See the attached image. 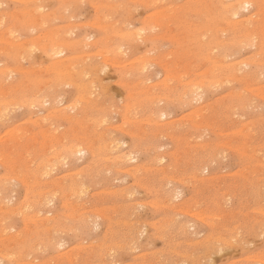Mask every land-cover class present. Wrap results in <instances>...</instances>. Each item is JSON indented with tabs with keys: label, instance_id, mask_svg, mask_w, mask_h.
Segmentation results:
<instances>
[{
	"label": "rangeland",
	"instance_id": "374dc122",
	"mask_svg": "<svg viewBox=\"0 0 264 264\" xmlns=\"http://www.w3.org/2000/svg\"><path fill=\"white\" fill-rule=\"evenodd\" d=\"M61 1L43 0L40 1L41 5H39L40 3L38 2V4L35 0H28V2L26 0H0V15L2 16H0V21H5L3 22L5 24L0 22L1 25L3 24V27L0 26V71L3 69L0 73V92H3V94L0 93V142L3 143H0V186H2L0 188V196L2 197H0V237L3 236L0 238V264H264V33H262L264 32V28H262L264 25V0H256L257 2L251 0L255 2L252 5L253 8L251 6L241 8L238 18L234 17L237 20L235 23H241L239 19L248 18H246V24L244 20L241 25L240 23H233L232 14L228 15V12L224 13L222 9H216L219 7V5L215 6L216 0H71L70 2L66 0V3L64 0V3ZM228 1L237 2V0ZM25 4H28V6ZM71 4L74 5L71 7ZM18 5L23 8L21 9ZM256 6L259 7L258 10ZM15 7H19L21 10L19 8L15 9ZM13 10L22 11V14L16 11L20 14V18L16 12L13 13ZM26 10L38 12L37 14H34L35 12L30 13V17L32 14H34L33 17L35 15L39 16L41 15L40 12L45 15L49 10L50 12L47 16L51 17L50 14H53H51V18L47 17L48 19L45 18L46 15L40 18L35 16L34 30V23L31 20L35 17H26L29 13ZM252 11L258 12L259 15L256 12L251 14ZM23 12L25 13L23 14ZM7 13L11 14H8L10 17H6L8 16ZM57 13H59L60 17L58 15L56 17L55 14ZM219 13L222 16V22L228 19L224 21L226 24L223 26L230 25V28L229 26L223 27L221 21V23L217 22L221 17ZM64 14L65 16H63ZM159 14L163 18L162 20L157 18ZM210 15L213 16L210 17ZM248 15L250 17L254 16L249 19ZM53 16L56 17L55 20ZM62 16L63 18H61ZM206 16L208 17L207 20ZM3 18L5 19L3 20ZM8 18L17 20L14 21L15 24H12L13 27H11L12 25ZM25 18L28 20L30 18L31 22ZM41 18L40 22L42 23L43 21L47 25L42 23L41 27V23L40 25L36 23ZM19 19L22 20L19 21ZM229 19H232V22ZM23 20L24 22H30L29 26H27V22L23 24ZM248 20L253 21L252 23L249 21L251 26L247 22ZM19 22L22 24L18 25ZM150 22L155 25H150ZM230 22L233 24H230ZM248 23L251 30H248L250 29L247 26ZM121 24L122 27L119 26ZM219 24L222 27H219ZM14 25H17L19 29L16 28L17 26L14 27ZM103 25L107 27L105 28ZM207 25L210 27L208 28ZM19 26H22L23 29H20ZM110 26H114L112 30H110ZM145 26L148 28L151 26L150 29L155 27L153 28L154 32L152 33L148 28H145V31L144 29L142 30L141 27ZM188 26L189 29L187 28ZM5 27L7 31H10H4ZM64 27L69 29L66 30ZM206 27L211 30V32L209 31L210 35L205 31ZM215 27L222 29L221 32L219 28L216 30ZM57 28H59V32L61 29L60 34L63 32V38L56 31ZM138 28L141 32L138 31ZM212 29H214V32H218V30L219 32L212 35ZM242 29L243 31H240ZM70 30L74 33H71ZM117 30L121 33H118ZM122 30L129 31L122 32ZM201 30H204L203 33L206 32L205 34L208 35H202ZM231 30L234 32L230 33L232 32ZM259 30L262 31L259 33ZM52 31L58 32V35H54L55 33ZM132 31L133 34L131 33ZM222 31L223 33L225 32L226 38L223 37L225 35ZM3 32L4 34H2ZM10 32H17L14 34L16 37L14 35L9 36ZM134 32L136 36L138 35L136 38H134ZM248 32L250 34L248 35L249 37L246 35ZM51 33L54 34L52 35ZM235 33L238 34L235 35ZM50 34L51 36H57L59 42L62 40L64 42L66 37L68 40H65V42L67 43L74 40V38V41L77 42H69L70 45H73L71 47H68L65 42L56 44L54 42L58 39L52 38ZM110 34L111 39L108 37ZM151 34L154 35L151 36ZM218 34L220 35L218 36ZM230 34L233 36L231 35L230 37ZM252 35H256L255 39L253 38L254 41L251 39ZM3 36H6L8 40L5 41ZM114 36L116 37L114 38ZM220 36L223 38L224 44L221 43L222 40L217 41L221 39ZM236 36L238 38H234ZM245 36L247 38H244ZM10 37L15 38V42L18 44L23 42V45L19 44V46L17 44L19 50L14 48V46L12 47L14 39L11 38L13 39L11 40ZM34 38L37 39L38 44L36 42V44L32 43L31 40ZM38 38L43 39L42 43L40 41L41 44ZM155 38L156 40H154ZM121 39L125 40H123L124 44ZM178 39L180 42H177ZM185 39L187 41H184ZM200 39L201 43L197 42ZM209 39L213 41L210 42L212 44L211 47L208 45L210 44ZM225 39H227V42ZM241 39H244V41L249 40L251 44L248 42L247 47V43H244ZM48 40H51L54 46L58 45V47L56 46L58 50L59 47L61 50L63 46L64 52L52 56L50 52L51 43H47ZM101 40L102 44L100 43ZM115 40L119 44H116ZM260 41L263 42L261 43L263 45L259 43ZM26 42L28 45H32L29 47ZM252 42H257L259 46L258 44L252 45ZM120 43L123 45L121 46ZM125 43H128V45ZM225 43L226 45L227 43L234 44L233 46L231 45L232 47H239L240 45H237V43L243 45H241L242 48L240 49L237 47L230 50V44L226 46ZM6 44H8V48L6 46L5 49L4 46ZM105 44L109 46V49L112 47H118V49L114 48V52L112 48L111 51ZM181 44L183 48L180 46ZM196 44L199 45L196 46ZM201 44L203 45L202 48L199 47ZM205 44H207L206 48ZM44 45L49 47L48 51L44 50ZM75 45L78 48L80 47L79 50H77L78 48ZM218 45L220 49L216 47ZM244 45L246 46L244 47ZM255 45L256 47H254ZM17 46L15 45V47ZM22 46H24V49H22ZM119 46H121L122 53ZM179 46L185 55L180 48H177ZM213 46L216 48L215 50ZM223 46L225 50L222 48ZM31 47H33L32 49L35 48V51ZM11 48L13 52L17 49V54L19 55L16 52L13 53L12 50H7ZM105 48L107 51L109 50V56L104 51ZM4 49L7 53H5ZM226 49L229 50L230 57ZM217 50H220L221 56L224 54L222 56L225 61L224 64ZM9 51L11 52L9 53ZM26 51L29 53H25ZM45 51L47 52L45 53ZM213 52L218 53L217 57L219 59L217 57L216 59H221L220 63L215 60L213 56L215 53ZM232 52H236L234 53L235 55ZM256 52L259 56L256 55ZM76 53L81 56L78 58ZM205 55L209 57L206 56L207 58H204ZM18 56H22L21 58L23 59L18 58ZM29 56L30 58H28ZM67 56L68 58L75 56L77 58L68 59ZM225 56L226 58L228 57L226 59L228 62L232 60L231 64L226 62ZM81 57L84 60L83 58L80 60ZM211 57L214 59H209ZM60 58H63V61L67 58V61L65 60L64 63H61ZM252 58L255 62H252ZM243 59L246 60L247 67L243 63ZM248 59L252 61H248ZM233 60H237V66L240 65H238L240 62L244 65L241 64L237 68ZM58 61H60L59 65L63 66L66 71L56 63ZM74 61L75 65H69L74 63ZM66 62L70 63L67 65ZM76 62L80 65H77ZM206 62H209L210 66ZM215 62L218 63H216L218 69L225 66L219 70L222 71L223 69L222 73L227 74V76L223 74V77H220L222 73H218ZM85 63L92 66V72L90 71L89 73L90 69L87 67L91 66L87 64L85 66ZM54 64H57V67ZM68 66L71 72L76 70V73H71ZM77 66L81 67V72L77 71L79 70L76 68ZM8 67L10 68L8 69ZM53 67L54 69L50 71ZM226 67H229V69H226ZM73 68L74 70L72 71ZM82 68L83 70L86 69V71L84 70L86 73L81 70ZM236 68L239 71L236 70L237 72H235ZM211 69L214 73H211L213 72ZM224 70L227 71L224 72ZM6 71H10V73ZM67 71L71 75L69 73L68 75L67 73L64 74ZM227 72L232 73L233 76L231 74L230 76ZM96 73H98L99 77ZM237 73L246 77L241 76V78ZM248 73H250L249 79L247 78L249 76ZM72 74L76 75H74V79L78 76L79 81L76 80L78 82H72L75 81ZM78 74L82 75L79 76ZM86 74L88 76H85ZM215 74H217L216 77H214ZM235 74L238 78L235 77ZM197 75L199 78H197ZM21 76L23 77L22 80L20 79ZM84 76L90 79L93 78L91 80L96 81L91 88L89 84L93 81L89 78L86 80ZM254 76H256L255 79ZM218 77L219 79L221 78V81L224 78L226 80L229 79L231 83L225 80V82L220 81L221 84L220 82L217 83ZM213 78H216L214 79L215 81H213ZM186 79L190 82L189 84ZM204 79L206 83L201 81ZM22 81L24 85H18ZM61 81L64 82V85H61L62 87L58 89L57 85L63 83ZM80 81L81 85H79ZM208 83L209 87L214 85L216 88L213 86L211 88L208 87L206 90L205 85L208 86ZM85 85L89 86L86 87ZM180 85L182 86L181 88ZM199 85L203 87L200 86V88ZM14 86L17 89L21 88L19 86H23V89L21 88L18 91L16 88L14 89ZM83 86L86 89H83ZM190 86L193 87L191 88ZM145 87L148 88L145 90ZM149 87L152 89L156 87L155 90H152L154 95H151L152 92H150L151 88ZM184 87L189 89L185 91ZM195 88H197L195 90L197 92L199 89V92L202 90L201 94L203 97L200 96L199 92L194 91ZM181 89L186 93L184 94ZM42 90H44V93ZM175 90L178 92L176 93ZM188 90L196 93L198 98L194 99L197 96L193 92L191 94H194V96H192ZM241 90L243 94H240ZM11 92L15 94H11ZM36 92L38 96L35 95ZM46 93L49 94L47 95ZM81 93H83L82 96H84L85 100H83L82 96H79ZM10 94L12 97L11 101L9 100ZM24 94L25 96H23ZM44 94L47 96L45 97ZM237 95H246L244 98L247 102H243V96L239 97ZM22 96L27 100L22 99ZM248 96L252 101L247 98ZM185 97L188 99H185ZM235 97L237 99L240 98L239 101L242 102L239 103ZM6 98L9 103L4 104L8 101ZM43 98L45 99L43 100ZM46 98L48 99L46 100ZM14 99H17V101ZM30 99H32L31 102L34 103V106ZM19 100L23 101L24 104ZM235 100L238 102H235ZM3 101L5 102L3 103ZM249 101L250 104L248 103ZM73 102L77 104L75 103V105ZM233 102L235 106L239 107L237 108L238 111L237 109L232 110V106L234 109ZM27 103H30L29 105L31 106H28ZM247 103L252 105L248 107ZM149 104L153 109L148 107ZM204 104L205 106L203 107ZM12 106L13 108H11ZM154 106L158 107H155V109ZM7 107L10 108L8 111H6ZM197 107H199V110ZM54 108L58 110L55 111ZM201 108L202 110H200ZM242 108L243 110L241 111ZM194 109L198 112V115ZM230 109L233 113H231ZM244 109L248 111L245 113ZM5 112H7V115ZM54 112L55 115L53 114ZM190 113L192 114L190 115L191 117L188 115ZM61 116L65 118L63 119ZM3 117L4 119L7 118L4 120L2 119ZM42 119L46 121H42ZM165 123L168 124L166 125ZM164 124L166 127L170 124L171 127L169 126L168 129ZM189 129H192V132ZM175 130H178V133L174 132ZM185 130L188 131L186 132ZM184 133L188 135L185 137ZM192 133L198 135H192ZM11 134H13V137L16 136V138H13ZM8 135L9 140H7ZM116 138L118 139V144L114 143ZM109 141L111 143L113 141L112 145H110ZM71 146H77L76 148H83L84 150L71 153ZM110 146L118 149L114 151L115 148H112L111 150ZM129 154L130 156H128ZM213 154H215V157H213ZM56 155L60 156V159L62 157H65V159L62 161ZM117 156H121L122 159ZM55 158L59 160L57 159V161ZM64 160L66 161L65 163H63ZM120 166L121 168H119ZM138 166L140 168L139 171ZM79 190L81 191L79 192ZM174 190L176 191L174 192ZM68 191L69 194H67ZM167 192L170 193L167 194ZM45 193L46 195H44ZM177 193L179 194L178 196L176 195ZM62 198L63 200H61ZM16 204L21 206H16ZM209 239L210 241L215 240L212 243ZM217 240L220 241L217 242ZM215 247L216 249L214 250ZM194 259L195 261H193Z\"/></svg>",
	"mask_w": 264,
	"mask_h": 264
},
{
	"label": "bare ground",
	"instance_id": "6f19581e",
	"mask_svg": "<svg viewBox=\"0 0 264 264\" xmlns=\"http://www.w3.org/2000/svg\"><path fill=\"white\" fill-rule=\"evenodd\" d=\"M20 1H22V0H20ZM23 1H24V0H23ZM26 1L28 2V0H26ZM36 1H37V3H38V2L40 3V1H43V0H40V1L35 0V2H36ZM64 1H65V3H66V0H64ZM67 1H68V0H67ZM70 1H71V0H69V2H70ZM213 1H214V0H213ZM233 1H234V0H233ZM235 1H236V0H235ZM239 1H240V0H237V2H232V1H228V2H227V0H226V1H225V0H216L217 3L215 4V6H216V5H219L220 8L217 7L216 9H222V11H223L224 13H227V12H228V15H229V14H232V15H233V18H234V17H237V16L239 15L241 8H248V7H250V6H251V8H253L252 5H253V3H255V2H252L251 0H241L242 2H241V1L239 2ZM253 1H254V0H253ZM255 1H256V0H255ZM33 2H34V1H33ZM46 2H47V1H46ZM61 2H63V0H62ZM109 2H110V1H109ZM256 2H257V1H256ZM259 2H260V1H259ZM39 3H38V4H39ZM59 3H60V2H59ZM63 3H64V2H63ZM67 3H68V2H67ZM73 3H74V2H73ZM213 3H214V2H213ZM22 4H23V3H22ZM33 4H36V3H33ZM53 4H54V3H53ZM1 5H2V4H1ZM25 5H26V4H25ZM31 5H32V2H31ZM39 5H41V3H40ZM72 5H74V4H71V7H72ZM94 5H95V4H94ZM114 5H115V4H114ZM14 6H15V5H14ZM18 6H19V5H18ZM26 6H28V4H27ZM35 6H36V5H35ZM58 6H60V5H58ZM258 6H260V5H258ZM19 7H21V9L23 8L21 5H20ZM19 7H17V8H19ZM39 7H40V6H39ZM65 7H66V6H65ZM71 7H70V8H71ZM212 7H214V6H212ZM13 8H14V7H13ZM17 8L15 7V9H17ZM27 8H28V7H27ZM34 8H36V7H34ZM37 8H38V7H37ZM46 8H47V7H46ZM70 8H67V9H70ZM258 8H259V7L256 6V9H257V10H258ZM19 9H20V8H19ZM21 9H20V10H21ZM29 9H30V8H29ZM38 9H39V8H38ZM40 9H42V8L40 7ZM40 9H39V10H40ZM262 9H263V8H262ZM7 10H8V9H7ZM30 10H31V9H30ZM34 10H35V9H34ZM57 10H58V9H57ZM214 10H215V9H214ZM247 10H248V9H247ZM254 10H255V9H254ZM257 10H256V11H257ZM8 11H9V10H8ZM16 11H17V10H16ZM16 11L13 10V13L16 12ZM24 11H25V10H24ZM31 11H32V10H31ZM37 11H38V10H37ZM61 11H62V9H61ZM90 11H91V10H90ZM210 11H211V10H210ZM242 11H243V10H242ZM256 11H252L251 14H253V12H254V14H255ZM260 11H261V10H260ZM260 11H259V12H260ZM5 12H7V11H5ZM17 12L22 14V11L19 12V10H18ZM17 12H16V13H17ZM26 12L28 13L29 11L26 10ZM33 12H35L34 14H37V13H38V12L36 13V11H33ZM33 12H29V13H28V16H26V14H27V13H26L25 16H26V17H30L29 14H30V13H33ZM49 12H50V10L48 11V13H49ZM114 12H115V10H114ZM212 12H213V11H212ZM216 12H217V10H216ZM1 13H2V12H1ZM10 13H11V12H10ZM16 13H15V14H16ZM18 13H17V15H18V17H19L20 14H18ZM24 13H25V12H23V14H24ZM42 13H43V12H42ZM42 13L40 12L41 15H39V16L35 15V16H36L37 18H38V17L40 18V17H42V16L44 17L45 15H46L45 18L48 17V16H47V15H48L47 12H46L47 14L45 13V15H44V13H43V15H42ZM54 13H56V12L54 11ZM109 13H110V12H109ZM109 13H108V14H109ZM129 13H130V12H129ZM209 13H210V12H209ZM256 13H258V12H256ZM3 14H4V13H3ZM5 14H6V13H5ZM8 14H9V13H7V15H8ZM34 14H32V16H31L30 18H32ZM51 14H53V13H51ZM51 14H50V16L52 17ZM58 14H59V13L55 14L56 17H57ZM108 14H107V15H108ZM216 14L218 15V12H217ZM219 14H220V13H219ZM222 14H223V13H222ZM251 14H249V15H251ZM9 15H11V14H9ZM9 15L6 16V17H10ZM30 15H31V14H30ZM61 15H62V14H61ZM74 15H75V14H74ZM110 15H111V14H110ZM156 15H157V14H156ZM156 15H155V16H156ZM164 15H166V13H164ZM206 15H207V14H206ZM249 15H248V16H249ZM258 15H259V13H258ZM0 16H1V15H0ZM14 16H15V15H14ZM35 16H34V17H35ZM63 16H65V14H64ZM63 16H62L61 18H63ZM175 16H176V15H175ZM212 16H213V15H212ZM212 16L210 15V17H212ZM220 16H221V14H220ZM240 16H241V15H240ZM253 16H254V15H253ZM253 16H252V17H253ZM1 17H2V16H1ZM16 17H17V16H16ZM18 17H17V19H18ZM34 17H33V18H34ZM36 17H35L33 20H31L30 18H29V20H28L27 18H25L26 20H28V21L31 20V21L34 23V26H33V27H34V30H35V21H34V20L36 19ZM51 17H48V18H51ZM56 17L53 16L54 20H55ZM58 17H60V16L58 15ZM218 17H219V16H218ZM252 17L249 16V19H251ZM261 17H262V16H261ZM19 18H20V17H19ZM22 18H24V17H22ZM45 18H44V19H45ZM48 18H47V19H48ZM107 18H108V17H107ZM157 18H159V19L161 18V17H160V14H159V16H158ZM202 18H203V17H202ZM207 18H208V17L206 16V20H207ZM221 18H222V16L219 18V19H220L219 21L217 20V22H220V21H221ZM226 18H227V17H226ZM231 18H232V16H231ZM237 18H238V17H237ZM246 18H247V17H246ZM246 18H244L243 20H242V19H239V20H241V23L245 20V24H246V20L248 19V18H247V19H246ZM254 18L256 19V17H254ZM254 18H253V19H254ZM258 18H259V16H258ZM4 19H5V18H3V20H4ZM8 19L10 20V18H8ZM13 19H14V18H13ZM25 19H24V20H25ZM159 19H156V20H159ZM162 19H163V18H161V20H162ZM204 19H205V18H204ZM212 19H214V18H212ZM217 19H218V18H217ZM223 19H225V18H223ZM223 19H222V20H223ZM253 19H252V20H253ZM21 20H22V19H19V21H21ZM24 20H23V24H25V22H27V21L24 22ZM37 20H39V19H37ZM41 20H42V18L39 20V22L37 21L36 23H39V25H40V23H41L40 21H41ZM167 20H168V19H167ZM225 20H226V19H225ZM225 20H224V21H225ZM227 20H228V19H227ZM227 20H226V21H227ZM229 20H230V19H229ZM256 20H257V19H256ZM258 20H259V19H258ZM14 21H17V20H10L11 25H12V24H15ZM31 21H30V22H31ZM224 21H223V22H224ZM230 21L232 22V19H231ZM235 21H237V20H235V18H234V19H233V23H235ZM249 21H250V20H248L247 22H249ZM0 22H1V21H0ZM3 22H5V21H2L1 23H3ZM12 22H13V23H12ZM30 22H29V23L27 22V26H29L28 24H30ZM50 22H51V21H50ZM53 22H54V21H53ZM103 22H104V21H103ZM141 22H142V21H141ZM155 22H157V21H155ZM158 22H161V21L159 20ZM158 22H157V23H158ZM214 22H215V21H214ZM221 22H222V21H221ZM221 22H220V23H221ZM223 22L221 23L222 26H223L224 24H226V22H224V23H223ZM231 22H230V24H233V23H231ZM250 22H251V21H250ZM250 22H249V23H250ZM252 22H253V21H252ZM252 22H251V23H252ZM259 22H261V21H259ZM263 22H264V21H263ZM1 23H0V26L3 27V24H5V23H3L2 25H1ZM6 23H7V22H6ZM10 23H8V24H10ZM20 23H21V22H19L18 25H20ZM42 23H43V21H42ZM42 23H41V27H42ZM107 23H109V22H107ZM150 23H151V22H150ZM228 23H229V21H228ZM228 23H227V24H228ZM238 23H240V22H236L235 24H238ZM241 23H240V25H241ZM243 23H244V22H243ZM249 23L247 24V26L249 25ZM251 23H250V26H251ZM8 24H6V25L9 27ZM21 24H22V23H21ZM43 24H44V23H43ZM50 24H51V23H50ZM79 24H80V23H79ZM83 24H85V23L83 22ZM111 24H112V23H111ZM115 24H116V23H115ZM129 24H130V23H129ZM136 24H137V23H136ZM145 24H146V22H145ZM148 24H149V23H148ZM160 24H161V26H163L162 23H160ZM261 24H262V22H261ZM6 25H4V26H6ZM32 25H33V24H32ZM44 25H47V24H44ZM93 25H94V24H93ZM95 25H96V24H95ZM109 25H110V24H109ZM112 25H113V24H112ZM141 25H142V24H141ZM150 25L154 26L155 24L153 25V24L151 23ZM258 25H259V23H258ZM7 26H6V27H7ZM16 26H17V25H16ZM16 26L14 25V27H16ZM36 26H38V24H36ZM103 26H105V28L107 27L106 25H103ZM119 26L122 27V24L119 25ZM119 26H118V27H119ZM124 26H125V24H124ZM142 26H143V25H142ZM207 26H208V28L210 27L209 25H207ZM222 26H220V24H219V27H222ZM228 26H229V28H230V25H228ZM228 26H226V27H228ZM250 26H248V27H250ZM6 27H5V30H4V31H7V28H8V27H7V28H6ZM11 27H13V25H12ZM11 27H10V28H11ZM19 27H20V29H21V28L23 29L22 26H19ZM110 27H111L110 30H112V27H114V26H110ZM110 27H109V28H110ZM121 27H120V29H121ZM129 27H130V26H129ZM137 27H138V26H137ZM156 27H157V26H156ZM158 27H159V26H158ZM204 27H205V26H204ZM204 27H203V28H204ZM219 27H215L216 30H217V28H219ZM223 27H225V26H223ZM226 27H225V28H226ZM233 27H234V26H233ZM243 27H244V26H243ZM243 27H242V28H243ZM245 27H246V26H245ZM16 28H18V26H17ZM30 28H31V27H30ZM64 28H66V27H64ZM72 28H73V27H72ZM105 28H104V29H105ZM115 28H117V27H115ZM145 28H148V27H147V26H145V27H141V29H142V30L144 29V31H145ZM150 28H151V26H150ZM150 28H148V29H150ZM153 28H155V27H153ZM153 28L150 29V30L152 31V33L154 32ZM187 28L189 29V26H188ZM211 28H212V27H211ZM231 28H232V25H231ZM258 28H259V27H258ZM262 28H264V25H263ZM0 29H1V27H0ZM11 29H13V28H11ZM14 29H15V28H14ZM18 29H19V28H18ZM27 29H28V27H27ZM58 29H59V28H57L56 31L59 32ZM62 29H63V28H62ZM67 29H69V28H66V30H67ZM107 29H108V28H107ZM123 29H124V28H123ZM127 29H128V28H127ZM200 29H202V28H200ZM200 29H199V30H200ZM223 29H224V28H223ZM252 29H253V28H252ZM259 29H261V28H259ZM24 30H25V29H24ZM30 30H31V29H30ZM108 30H109V29H108ZM108 30H107V31H108ZM124 30H125V29H124ZM167 30H168V29H167ZM219 30H220V28H219ZM219 30H218V32H219ZM221 30H222V29H221ZM221 30H220V32H221ZM225 30H227V29H225ZM225 30H224V31H225ZM233 30H234V28H233ZM233 30H231L232 32H230V31H229V32H230V33H233V32H234ZM248 30H251V27H250V29H248ZM248 30H247V31H248ZM9 31H10V30H8L7 32H9ZM12 31H13V30H12ZM18 31H19V30H18ZM18 31H17V32H18ZM20 31H21V30H20ZM54 31H55V30H54ZM54 31H52V32H54ZM62 31H63V30H62ZM70 31H71V33H74L72 30H70ZM74 31H75V30H74ZM102 31H104V30L102 29ZM115 31H116V30H115ZM127 31H129V30H127ZM127 31H123V30H122V32H127ZM138 31H140L139 28H138ZM195 31H197V30H195ZM203 31H204V30H201L202 33H203ZM205 31H207V33L210 35V33H209V31L211 32L210 29L208 30L207 27H206V30H205ZM227 31H228V30H227ZM240 31H243V29L240 30ZM261 31H262V30H259V33H260ZM14 32H15V31H14ZM17 32H16V33H17ZM50 32H51V31H50ZM50 32H49V33H50ZM58 32H57V33H58ZM60 32H61V29H60ZM60 32H59L58 34H60ZM64 32H65V30H64ZM105 32H106V31H105ZM105 32H104V33H105ZM109 32H110V31H109ZM117 32H118V30H117ZM140 32H141V31H140ZM140 32H138V33H140ZM147 32H148V31H147ZM218 32H217V31L214 32V29H212V35H214L215 33H218ZM229 32H227V33L229 34ZM237 32L239 33V31H237ZM245 32H246V31H245ZM245 32H243V33L245 34ZM252 32H253V30H252ZM254 32H256V31H254ZM12 33H13V32H12ZM12 33L10 32L8 35H9V36H13L14 34H16V33H13V34H12ZM27 33H28V32H27ZM27 33H26V34H27ZM49 33H48V34H49ZM54 33H55V32H54ZM54 33H51V34L53 35ZM57 33H55L54 35H58ZM62 33H63V32H62ZM62 33L60 34L61 36H62ZM110 33H111V32H110ZM114 33H115V32H114ZM118 33H121V32H118ZM131 33L133 34V31H132ZM131 33H130V34H131ZM136 33H137V31H136ZM205 33H206V32H204L202 35H206ZM213 33H214V34H213ZM222 33H223V31H222ZM224 33H225V32H224ZM224 33H223V34H224ZM238 33H235V35L238 34ZM259 33H258V34H259ZM262 33H264V32H262ZM0 34H1V33H0ZM2 34H4V32H3ZM10 34H12V35H10ZM28 34H29V33H28ZM38 34H39V33H38ZM51 34H50V36H51ZM132 34H131V35H132ZM187 34H188V32H187ZM190 34H191V33H190ZM197 34H198V33H197ZM208 34H207V35H208ZM240 34H241V33H240ZM244 34H242V35H244ZM68 35H69V33H68ZM93 35H94V34H93ZM106 35H107V34H106ZM124 35H125V33H124ZM134 35H135V32H134ZM141 35H142V34H141ZM141 35H140V36H141ZM152 35H154V34H151V36H152ZM188 35H189V34H188ZM207 35H206V36H207ZM212 35H211V36H212ZM219 35H220V34H218V36H219ZM224 35H225V36H223V37L226 38V34H224ZM231 35H232V34H230V37H231ZM246 35H247V36L250 35L249 32H248V34H246ZM6 36H7V35H6ZM6 36H3V37H5V41L8 40V38L6 39ZM14 36L16 37V35H14ZM20 36H21V35H20ZM35 36H36V35H35ZM39 36H40V35H39ZM46 36H48V35H46ZM46 36H45V38H46ZM50 36H49V37H50ZM65 36H66V35H65ZM65 36H64V37H65ZM137 36H138V35H137ZM137 36L135 35L134 38H136ZM156 36H157V35H156ZM191 36H192V35H191ZM211 36H210V39H211ZM221 36H222V35H221ZM221 36H220V37H221ZM227 36H228V35H227ZM232 36H233V35H232ZM240 36H241V35H240ZM247 36H245L244 38H247ZM51 37H52V38L54 37V39L56 38V40L58 39L57 36H56V37H55V36H51ZM87 37H88V36H87ZM108 37L110 38V37H111V34H110V36H108ZM108 37H107V38H108ZM112 37H113V36H112ZM115 37H116V36H114V38H115ZM118 37H119V36H118ZM118 37H117V38H118ZM124 37H125V36H124ZM124 37H123V38H124ZM146 37H147V35H146ZM204 37H205V36H204ZM216 37H217V36H216ZM230 37H228V38H230ZM241 37H242V36H241ZM248 37H249V36H248ZM255 37H256V35H255V36L252 35V38H251V39H253V38L255 39ZM257 37H258V36H257ZM11 38H13V37H10V39H11ZM30 38H31V37H30ZM35 38H36V37H35ZM35 38L33 39L34 41L31 40L32 43L34 42L33 44H36V43H37V39H35ZM52 38H51V39H52ZM62 38H63V36H62ZM62 38H61V39H62ZM82 38H83V37H82ZM88 38H89V37H88ZM117 38H116V39H117ZM147 38H148V37H147ZM190 38H191V37H190ZM190 38H189V39H190ZM193 38H194V37H193ZM198 38H199V37H198ZM200 38H201V36H200ZM206 38H207V37H206ZM228 38H227V39H228ZM234 38H238V36H236V37H234ZM1 39H3V38H1ZM13 39H14V40H13ZM13 39H11V40H13L12 42L15 44V43H16V42H15V38H13ZM22 39H24V38H22ZM38 39H39V38H38ZM64 39H65V38H64ZM69 39H70V38H69ZM91 39H93V38H91ZM100 39H102V38L100 37ZM110 39H111V38H110ZM110 39H108V40H110ZM124 39H125V38H124ZM124 39H123V40H124ZM129 39H131V38L129 37ZM129 39H128V40H129ZM138 39L140 40V38H138ZM138 39H137V40H138ZM172 39H173V38H172ZM189 39H188V40H189ZM195 39H196V38H195ZM201 39H202V38H201ZM201 39H200L199 41H197V42L201 43V42H200ZM210 39H209V43H210V42H213V41H210ZM222 39H223V38L221 37V39H218V40L216 39V40L219 41V40H222ZM227 39H225L226 42H227ZM239 39H240V38H239ZM254 39H253V41H254ZM11 40H10V41H11ZM45 40H46V39H45ZM45 40H44V41H45ZM65 40H68L67 37H66ZM65 40H64V42H65ZM74 40H75V38H74ZM74 40H72L73 42H72V41H71V42H72V43L77 42V41H74ZM121 40H122V39H121ZM123 40H122V42H123ZM134 40H136V39H134ZM154 40H156V38H155ZM175 40H176V39H175ZM175 40H174V41H175ZM234 40H235V39H234ZM234 40H233V41H234ZM241 40H242V39H241ZM261 40H262V39H261ZM10 41H9V42H10ZM19 41H20V40H19ZM40 41H41V43H42L43 39L40 38V39H39V43H40ZM52 41H53V39H52ZM57 41H58V43H57ZM57 41L54 42V43H56V44H60V43L63 42V40L59 42V39H58ZM124 41H125V40H124ZM184 41H187V40L185 39ZM189 41H190V40H189ZM189 41H188V43L191 44V42H189ZM192 41H193V40H192ZM202 41H204V40H202ZM206 41H207V39H206ZM214 41H215V40H214ZM230 41H231V40H230ZM242 41H244V39H243ZM245 41H246V42H245ZM245 41H244V43H247V47H248V42H249V40H245ZM256 41H257V40H256ZM35 42H36V43H35ZM46 42H47V41H46ZM49 42L51 43V40H48L47 43H49ZM64 42H63V43H64ZM69 42H70V41H68V43L65 42V44L67 43V44H68V47L73 46V45H70ZM71 42H70V43H71ZM87 42H88V41H87ZM97 42H98V41H97ZM103 42H104V40H103ZM106 42H107V41H106ZM115 42H116V44L118 43L117 40H115ZM115 42H114V44H115ZM126 42H127V41H126ZM131 42H132V40H131ZM139 42H140V41H139ZM177 42H180L179 39L177 40ZM197 42H196V43H197ZM223 42H224V41L222 40L221 43H223ZM250 42H251V41H250ZM250 42H249V44H251ZM5 43H6V42H5ZM5 43H4V44H5ZM21 43H22V44H21ZM26 43H27V42H26ZM26 43H24V44H26ZM41 43H40V44H41ZM44 43H45V42H44ZM47 43H46V45L49 46V44H47ZM52 43H53V42H52ZM52 43L50 44V48H51V51H50V52L52 53V56H56V55H59V54H61V53L64 52L63 50H65V49H64V48L62 49L63 46L61 47V50H60V47H59V50H58V48H57L58 45H56V46H57V47H56V46H54V44H52ZM83 43H84V42H83ZM93 43H95V42H93ZM100 43L102 44V40H101ZM100 43H99V44H100ZM107 43H108V42H107ZM134 43H135V42H134ZM136 43H137V42H136ZM157 43H158V42H157ZM181 43H182V41H181ZM186 43H187V42H186ZM205 43H206V42H205ZM214 43H215V42H214ZM219 43H220V42H219ZM233 43H235V42H233ZM240 43H241V41H240ZM242 43H243V42H242ZM259 43L261 44V43H263V42L260 41ZM8 44H9V43H8ZM8 44H6V45L4 46V48H5ZM10 44H11V42H10ZM10 44H9V46H10ZM14 44L12 45V47L14 46V48H17V49H18V46H17L18 43L15 44L17 47H15ZM19 44H20V45H23V42H20ZM19 44H18V45H19ZM37 44H38V43H37ZM67 44H66V45H67ZM118 44H119V43H118ZM123 44H124V42H123ZM123 44H122V45H123ZM125 44L128 45V43H125ZM129 44H130V43H129ZM179 44H180V43H179ZM223 44H224V43H223ZM228 44H230V43H227V45H228ZM253 44H258V43H257V42H256V43H255V42H254V43L252 42V45H253ZM263 44H264V43H263ZM263 44H261V45H263ZM20 45H19V46H20ZM27 45H28V43H27ZM31 45H32V44H31ZM31 45L29 44L28 46L30 47ZM46 45H44V46H45V49H44V50H47V51H48V48H49V47H46ZM52 45H53V46H52ZM76 45H77V43H76ZM76 45H75V47H77ZM120 45H121V43H120ZM122 45H121V46H122ZM135 45H136V44H135ZM135 45H134V46H135ZM194 45H195V43H194ZM198 45H199V44H196V46H198ZM203 45H204V43H203ZM203 45L201 44V46H199V47L202 48ZM208 45H209L210 47L212 46L211 43L208 44ZM219 45H222V44H219ZM219 45L216 46V47L219 48V47H220ZM225 45H226V43H225ZM227 45H226V46H227ZM231 45H232V43L230 44V46H231ZM233 45H234V44H233ZM233 45H232V46H233ZM237 45H240V46L238 47V46H236V44H235L236 47H232V46H231V47H229L230 50H231L232 48H237V47L240 49V48H242L241 45H243V44H238V43H237ZM261 45H260V47H262ZM24 46H26V45H24ZM24 46H22V49H24V48H23ZM28 46H27V47H28ZM44 46H43V48H44ZM60 46H61V45H60ZM84 46H85V45H84ZM91 46H92V45H91ZM101 46H103V45H101ZM105 46H108V45L105 44ZM111 46H112V45H111ZM113 46H114V45H113ZM121 46H119V48H120ZM124 46H125V45H124ZM129 46H130V45H129ZM131 46H132V45H131ZM180 46H182V48H183V45H182V44H181ZM180 46L177 47V48H180V49L182 50V48H181ZM186 46H187V44H186ZM192 46H193V45H192ZM206 46H207V44H205V48H206ZM209 46H208V47H209ZM214 46H215V45H214ZM214 46H213V47H214ZM226 46H225V48H226ZM228 46H229V45H228ZM245 46H246V45H244V47H245ZM258 46H259V44H258ZM10 47H11V46H10ZM33 47H34V46H33ZM33 47H31V49H32ZM55 47H56V48H55ZM68 47H67V48H68ZM75 47H73V48L76 49ZM194 47H195V46H194ZM213 47H212V48H213ZM250 47H251V46H250ZM250 47H249V48H250ZM252 47H253V46H252ZM254 47H256V45H255ZM6 48H8V46H7ZM6 48H5V49H6ZM19 48H20V47H19ZM41 48H42V47H41ZM41 48H40V49H41ZM43 48H42V49H43ZM46 48H47V49H46ZM67 48H66V49H67ZM77 48H78V47H77ZM79 48H80V47H79ZM79 48H78L77 50H79ZM84 48H85V47H84ZM87 48H89V46H87ZM106 48H107V47H106ZM106 48L104 49V51L107 53V56H109V55H108V52H109V50H111L113 47L109 49V46H108V49H109L108 51L106 50ZM114 48H115V47H114ZM114 48H113V50H114V52H115V49L117 50L118 47L115 48V49H114ZM184 48H185V47H184ZM192 48H193V47H192ZM196 48H197V47H196ZM222 48L224 49V46H223ZM222 48H221V50H222ZM227 48H228V47H227ZM263 48H264V46H263ZM5 49H4V50H5ZM17 49H16V51H14V52H16V54H17ZM20 49H21V48H20ZM22 49H21V50H22ZM34 49H35V48H34ZM34 49H32V50H34ZM70 49H72V48H70ZM74 49H72V50H74ZM97 49H98V48H97ZM198 49L200 50V48H198ZM208 49H209V48H208ZM215 49H216V48L214 47V50H215ZM219 49H220V48H219ZM257 49H259V48H257ZM4 50H3V51H4ZM7 50H12V52H13V49H12V48H11V49H7ZM18 50H19V49H18ZM21 50H20V51H21ZM27 50H29V49L27 48ZM32 50H31V52H32ZM68 50H69V49H68ZM77 50H76V51H77ZM121 50H122V49L120 48V52L122 53ZM123 50H124V49H123ZM187 50L189 51V49H187ZM191 50H192V49H191ZM195 50H196V49H195ZM201 50H202V49H201ZM214 50H213V51H214ZM224 50H225V49H224ZM226 50H227V49H226ZM254 50H255V49H254ZM260 50H262V49H260ZM3 51H1V52H3ZM24 51H25V50H24ZM24 51H23V52H24ZM29 51H30V50H29ZM34 51H35V50H34ZM47 51H45V53H46ZM70 51H71V50H70ZM74 51H75V50H74ZM98 51H99V50H98ZM98 51H97V52H98ZM111 51H112V50H111ZM147 51H148V50H147ZM182 51H183V50H182ZM196 51H197V50H196ZM196 51H195V52H196ZM203 51H204V50H203ZM203 51H201V52L203 53ZM206 51H207V50H206ZM217 51L219 52L220 50H217ZM10 52H11V51H9V53H10ZM14 52H13V53H14ZM21 52H22V51H21ZM21 52H20V55H21ZM43 52H44V51H43ZM97 52H96V53H97ZM116 52H119V51H116ZM123 52H124V51H123ZM176 52H177V51H176ZM198 52H199V51H198ZM209 52H210V51H209ZM221 52L223 53V51H221ZM226 52H228V55H229V50H227ZM230 52H231V51H230ZM257 52H259V51H257ZM257 52H256V53H257ZM261 52H263V51H261ZM5 53H7L6 50H5ZM5 53H4V54H5ZM9 53H8V54H9ZM18 53H19V52H18ZM25 53H29V52L26 51ZM33 53H34V52H33ZM35 53H36V52H35ZM67 53H68V51H67ZM81 53H82V52H81ZM90 53H91V52H90ZM124 53H125V52H124ZM182 53H184V51H183ZM187 53H188V52H187ZM187 53H186V56H187ZM213 53H215V52H213ZM234 53H236V52H232V54H234ZM256 53H254V54H256ZM22 54H23V53H22ZM37 54H38V53H37ZM76 54H77V53H76ZM82 54H84V53H82ZM85 54H86V53H85ZM92 54H93V53H92ZM92 54H90V55H92ZM118 54H119V53H118ZM179 54H180V53H179ZM195 54H197V53H195ZM204 54H205V51H204ZM210 54H212V53H210ZM210 54H208V55H210ZM216 54H217V55H216ZM17 55H19V54H17ZM17 55H16V56H17ZM23 55H24V54H23ZM31 55H32V54H31ZM50 55H51V54H50ZM72 55H73V54H72ZM77 55H78V54H77ZM121 55H123V54H121ZM184 55H185V53H184ZM189 55H190V53H189ZM189 55H188V56H189ZM197 55H199V54H197ZM208 55H205L204 58H207L206 56H208ZM215 55H216V56H215ZM215 55H213L214 58H215V60H218V59H219V57H217V56H218V53H215ZM225 55H226V54H225ZM234 55H235V54H234ZM252 55H253V54H252ZM252 55H251V57H252ZM256 55L259 56L258 53H257ZM6 56H7V55H6ZM9 56H10V55H9ZM12 56H13V54H12ZM12 56H11V58H12ZM27 56H28V54H27ZM70 56H71V55H70ZM80 56H81V55H80ZM80 56L78 55V58H79ZM85 56H86V55H85ZM88 56H89V55H88ZM181 56H182V55H181ZM199 56H200V55H199ZM210 56H211V55H210ZM219 56H220L221 59H222V56H224V54L221 56V55H220V52H219ZM226 56H227V55H226ZM226 56H225V60L228 58V57L226 58ZM263 56H264V55H263ZM263 56H262V58H263ZM4 57H5V55H4ZM7 57H8V56H7ZM21 57H22V56H21ZM21 57L18 56V58H21ZM23 57H24V56H23ZM50 57H51V56H50ZM75 57H76V56H75ZM75 57H73V58H75ZM208 57H209V56H208ZM216 57H217L218 59H216ZM229 57H230V55H229ZM14 58H15V55H14ZM28 58H30V56H29ZM31 58H32V57H31ZM67 58H68V56H67ZM67 58H65L64 61H65ZM73 58H68V59H73ZM76 58H77V57H76ZM82 58H83V57H81L80 60H82ZM101 58H102V57H101ZM212 58H213V57H211V58H209V59H212ZM214 58H213V59H214ZM234 58H235V57H234ZM248 58H250V57H248ZM21 59H23V58H21ZM26 59H27V58H26ZM62 59H63V58H62ZM62 59L60 58V61H61V63H64V61H63ZM221 59L218 60L217 62H219V61L221 62ZM223 59H224V58H223ZM223 59H222V60H223ZM245 59L247 60V58H245ZM245 59H243V60H244L243 63H245V66H246V60H245ZM250 59H251V58H250ZM250 59H248V61H252V60H253L252 62H255L253 58H252V60H250ZM263 59H264V58H263ZM56 60H57V59H56ZM78 60H79V59H78ZM83 60H84V58H83ZM85 60H86V58H85ZM87 60H88V58H87ZM97 60H98V59H97ZM100 60H101V59H100ZM102 60H103V59H102ZM130 60H131V59H130ZM243 60H242V61H243ZM14 61H15V60H14ZM60 61H58V62H56V63L59 65ZM62 61H63V62H62ZM66 61H67V60H66ZM206 61H207V60H206ZM231 61H232V60H230V61H229L230 63H229L228 60H226V62H228L229 64H231ZM233 61H235V64H236V61H237V60H233ZM239 61H240V60H239ZM257 61H258V59H257ZM257 61H256V62H257ZM20 62H21V60H20ZM72 62H73V61H72ZM99 62H100V61H99ZM107 62H108V61H107ZM128 62H129V61H128ZM217 62H215V66H216V68H217V65H216ZM220 62H219V63H220ZM224 62H225V61L223 60L222 63L224 64ZM258 62H259V61H258ZM30 63H31V62H30ZM66 63H67V62H66ZM68 63H70V62H68ZM68 63H67V65H68ZM80 63H81V61H80ZM83 63H84V62H83ZM92 63H93V62H92ZM206 63L208 64L209 62H206ZM212 63H213V61H212ZM222 63H221V64H222ZM243 63H242V62L238 63V65L240 64L239 66H237V64H236L237 68H239V67L241 66V64H243ZM259 63H260V62H259ZM262 63H263V61H262ZM262 63H261V64H262ZM16 64H17V63H16ZM57 64H54V65L56 66ZM73 64L75 65V61H74V63H72V64L70 63L69 65H73ZM76 64H77V65H80V64L77 63V62H76ZM86 64H87V63H85V66H87V65H88V66H91V65H89V64H87V65H86ZM93 64H94V63H93ZM213 64H214V63H213ZM217 64H218V63H217ZM221 64H220V66H221ZM229 64H228V65H229ZM235 64H234V65H235ZM256 64H258V63H256ZM261 64H259V65H261ZM0 65H1V64H0ZM20 65H21V63H20ZM20 65H19V66H20ZM31 65H32V64H31ZM33 65H35V64H33ZM65 65H66V64H65ZM114 65H115V64H114ZM118 65H119V64H118ZM168 65H169V64H168ZM243 65H244V64H243ZM11 66H12V65H11ZM48 66H49V65H48ZM55 66H54V67H55ZM59 66H60V65H59ZM83 66H84V65H83ZM85 66H84V67H85ZM93 66H94V65H93ZM143 66H145V65H143ZM209 66H210V63H209ZM213 66H214V65H213ZM226 66H227V65H226ZM231 66H232V65H231ZM261 66H262V65H261ZM12 67H13V66H12ZM14 67H15V66H14ZM54 67L51 68L50 71H52V69H54ZM56 67H57V66H56ZM56 67H55V70H56ZM60 67H61V66H60ZM71 67H73V66H71ZM95 67H96V66H95ZM95 67H94V69H95ZM99 67H100V66H99ZM99 67H98V68H99ZM106 67H107V66H106ZM140 67H141V66H140ZM211 67H212V65H211ZM211 67H209V68H211ZM218 67H219V66H218ZM223 67H225V66H223ZM223 67H221V68H223ZM246 67H247V66H246ZM262 67H263V66H262ZM6 68H7V67H6ZM6 68L4 69V72H5ZM9 68H10V67H8V69H9ZM61 68L63 69V66H62ZM61 68H58V69H61ZM68 68H69V70H70V72H71V69H70L69 66H68ZM68 68H67V69H68ZM76 68L79 69V70H77V71L81 72V71H80V68H81L80 66H79V67L77 66ZM76 68H75V69H76ZM87 68L90 69V70H89V73H90V71L92 72V70H93V69L91 70L92 66H91V67H87ZM98 68H97V69H98ZM212 68H213V70H214V67H212ZM216 68H215V69H216ZM221 68H219V69H221ZM227 68L229 69V67H226V69H227ZM232 68H233V67H232ZM232 68H231V70H232ZM234 68H235V66H234ZM237 68L235 69V72H237V71H236V70H238ZM13 69H14V68H13ZM23 69H24V68H23ZM48 69H49V68H48ZM178 69H179V68H178ZM217 69H218V68H217ZM217 69H216V70H217ZM219 69H218L217 71H218V73L220 72V74H221L222 71H223V69H222V71H220ZM240 69H241V68H240ZM2 70H3V69H2ZM2 70H1V71H2ZM16 70H19V69H16ZM26 70H27V69H26ZM63 70H65V69H63ZM73 70H74V68L72 69V71H73ZM81 70H83V68H82ZM84 70L86 71V69H84ZM84 70H83V71H84ZM143 70H144V69H143ZM211 70H212V69H211ZM213 70H212V71H213ZM231 70H230V71H231ZM1 71H0V73H1ZM20 71H22V70H20ZM23 71H24V70H23ZM65 71H66V70H65ZM75 71H76V70H75ZM75 71H73V72H71V73H74ZM83 71H82V72H83ZM85 71H84V72H85ZM95 71H96V69H95ZM136 71H137V70H136ZM225 71H227V70H224V72H225ZM232 71H233V70H232ZM238 71H239V70H238ZM257 71H258V70H257ZM263 71H264V70H263ZM6 72H7V73H8V72L10 73V71H6ZM24 72H26V71H24ZM24 72H23V73H24ZM53 72H54V71H53ZM139 72H140V71H139ZM193 72H194V70H193ZM193 72H192V73H193ZM209 72H210V71H209ZM215 72H216V71H215ZM253 72H254V71H253ZM50 73H51V72H50ZM66 73H67V75H68L69 72H68V71H67V72H64V74H66ZM75 73H76V72H75ZM85 73H86V72H85ZM87 73H88V72H87ZM102 73H103V72H102ZM102 73H101V76H102ZM106 73H107V72H106ZM211 73H214V71L211 72ZM227 73H228L229 75H230V74L232 75V73H229V72H227ZM233 73H234V71H233ZM243 73H244V72H243ZM259 73H260V72H259ZM4 74H5V73H4ZM24 74H25V73H24ZM69 74H70V73H69ZM92 74H94V73H92ZM97 74H98V73H96V75H97ZM220 74H219V75H220ZM223 74H224V73L221 74V75H222V76H220L221 78L223 77ZM248 74H249V76H247V78L250 77V73H248ZM257 74H258V72H257ZM260 74H261V73H260ZM262 74H263V73H262ZM0 75H1V74H0ZM2 75H3V74H2ZM5 75H6V74H5ZM5 75H4V76H5ZM27 75H28V74H27ZM27 75H26V76H27ZM53 75H54V73H53ZM70 75H71V74H70ZM74 75H75V74H72V76H74ZM78 75L80 76V75H82V74H78ZM83 75H84V73H83ZM89 75H90V74H89ZM140 75H141V74H140ZM213 75H214V74H213ZM219 75H218V76H219ZM224 75L227 76V74H224ZM231 75H230V76H231ZM237 75H238L239 77L244 76L243 74L240 76L238 73H237ZM245 75H247V74L245 73ZM9 76H10V75H9ZM22 76H23V75H22ZM22 76H21V78H20L21 80H22V78H23ZM75 76H76V75H75ZM75 76L73 77V79L75 78ZM85 76H88V74H86ZM85 76H84V77H85ZM92 76H93V75H92ZM92 76H91V77H92ZM94 76H95V75H94ZM97 76H98V75H97ZM103 76H104V75H103ZM137 76H138V75H137ZM190 76H191V75H190ZM197 76H198V75H197ZM197 76H195V77H197ZM216 76H217V74H215L214 77H216ZM232 76H233V75H232ZM251 76H252V74H251ZM258 76H259V75H258ZM59 77H60V76H59ZM65 77H67V76H65ZM65 77H64V78H65ZM98 77H99V76H98ZM192 77H194V76H192ZM228 77H229V76H228ZM235 77H236V74H235ZM244 77H246V76H244ZM252 77H253V76H252ZM252 77H251V78H252ZM255 77H256V76H254V79H255ZM4 78H5V77H4ZM81 78H82V76H81ZM85 78H86V77H85ZM88 78H89V77H87L86 80H87ZM145 78L147 79V77H145ZM188 78H189V77H188ZM197 78H199V76H198ZM202 78H203V77H202ZM205 78H206V77H205ZM207 78H208V77H207ZM211 78H212V77H211ZM221 78L219 79V77H218L219 80H218L217 83H219V82L221 81ZM236 78H238V77H236ZM241 78H242V77H241ZM251 78H250V79H251ZM259 78H260V76H259ZM89 79H90V78H89ZM91 79H93V78H91ZM91 79H90V80H91ZM138 79H139V78H138ZM143 79H144V77H143ZM190 79H191V78H190ZM214 79H216V78H213V81H215ZM227 79H228V78H227ZM243 79H244V78H243ZM248 79H249V78H248ZM17 80H18V79H17ZM17 80H16V82L20 81V80H18V81H17ZM53 80L55 81V79H53ZM53 80H52V82H53ZM63 80H65V79H63ZM69 80L71 81V79H69ZM74 80H75V81H72V82H75V83L78 82V81H79V80H78V76H77V78L74 79ZM76 80H78V81H76ZM82 80H83V78H82ZM95 80H96V79H95ZM141 80H142V79H141ZM144 80H145V79H144ZM147 80H149V79H147ZM188 80H189V79H188ZM195 80H197V79L195 78ZM209 80H210V77H209ZM224 80L229 82V79L226 80L225 78L222 79L221 82H225ZM235 80H236V79H235ZM235 80H234V81H235ZM244 80H245V79H244ZM2 81H4V80H2ZM32 81H33V80H32ZM50 81H51V80H50ZM65 81H66V80H65ZM67 81H68V80H67ZM70 81H69V82H70ZM91 81H93L91 84H89L90 82L88 83V84L90 85V88H91V86L93 85V83L96 82V81H94V80H91ZM102 81H103V80H102ZM180 81H183V80H180ZM186 81H187V79H186ZM192 81H193V80H192ZM197 81H198V80H197ZM201 81H202V82H203V81L205 82V79H204V80H201ZM234 81H233V82H234ZM236 81L238 82V80H236ZM240 81H241V80H240ZM240 81H239V82H240ZM250 81H251V80H250ZM254 81H255V80H254ZM20 82H21V81H20ZM27 82H28V81H27ZM27 82H26V83H27ZM55 82H56V81H55ZM61 82H63V81H61ZM69 82H68V83H69ZM85 82H87V81H85ZM97 82H98V81H97ZM145 82H146V80H145ZM187 82H188V81H187ZM193 82H194V81H193ZM193 82H192V83H193ZM207 82H208V81H207ZM221 82H220V84H221ZM248 82H249V81H248ZM22 83H23V81H22ZM22 83H21V84L19 83L18 85H24V83H23V84H22ZM32 83H33V82H32ZM34 83H35V82H34ZM37 83H38V82H37ZM39 83H40V82H39ZM49 83H50V82H49ZM58 83H59V82H58ZM58 83H57V84H58ZM189 83H190V82H188V84H189ZM192 83H191V84H192ZM205 83H206V82H205ZM209 83H211V82H209ZM209 83H208V86L204 84L206 90H207V88L209 87ZM229 83H231V82H229ZM240 83H242V82H240ZM245 83H246V81H245ZM14 84H15V83H14ZM50 84H51V83H50ZM70 84H71V83H70ZM70 84H69V85H70ZM78 84H79V83H78ZM85 84H86V83H85ZM146 84H147V83H146ZM166 84H167V83H166ZM166 84H165V85H166ZM214 84H215V83H214ZM242 84H243V83H242ZM32 85H34V84H32ZM35 85H36V84H35ZM35 85H34V86H35ZM59 85H60V86H59ZM61 85H64V82H63L62 84H58V85H57V88L59 89V87H62ZM66 85H67V84H66ZM71 85H72V84H71ZM74 85H75V84H74ZM79 85H81V81H80V84H79ZM89 85H87V86L85 85V86L88 87ZM182 85L184 86V84H182ZM196 85H197V83H196ZM217 85H219V84H217ZM244 85H245V84H244ZM25 86H26V84H25ZM38 86H39V85H38ZM72 86H73V85H72ZM154 86H155V85H154ZM158 86H159V84H158ZM169 86H170V85H169ZM169 86H167V88H168ZM188 86H189V85H188ZM188 86H186V87H188ZM200 86H201V85H199V87H200ZM206 86H207V87H206ZM213 86H214V85H213ZM213 86H211V87H213ZM221 86H222V85H221ZM19 87L22 88L23 86H19ZM19 87H18V88H19ZM27 87H28V86H27ZM51 87H52V86H51ZM73 87H75V86H73ZM80 87H81V86H80ZM93 87H94V86H93ZM163 87H164V86H163ZM181 87H182V86L180 85V88H181ZM190 87H191V86H190ZM192 87H193V86H192ZM192 87H191V88H192ZM194 87H196V86L194 85ZM201 87H203V86H201ZM201 87H200V88H201ZM211 87H209V88H211ZM214 87L216 88V86H214ZM218 87L220 88V86H218ZM15 88L17 89V87L14 86V89H15ZM21 88H20V89H21ZM36 88H37V87H36ZM48 88H49V86H48ZM75 88H76V87H75ZM84 88H85V87L83 86V89H84ZM90 88H89V89H90ZM147 88H148V87H147ZM147 88L145 87V90H146ZM149 88H151V87H149ZM178 88H179V87H178ZM178 88H176V90H178ZM20 89H17V90L19 91ZM22 89H23V88H22ZM32 89H33V88H32ZM37 89H38V88H37ZM85 89H86V88H85ZM92 89H93V88H92ZM155 89H156V87H155ZM155 89H152V88L150 89V90H151L150 92H152L151 95H154V94H153L154 91H152V90H155ZM160 89H161V86H160ZM168 89H170V88H168ZM184 89H185V87H184ZM187 89H189V88H187ZM187 89H185V91H186ZM196 89H197V88H195L194 91H195ZM212 89H214V88H212ZM212 89H211V90H212ZM24 90H25V89H24ZM80 90H81V89H80ZM163 90L166 91L165 88H163ZM176 90H175V92H176ZM181 90L183 91L184 94L186 93L183 89H181ZM181 90H180V91H181ZM192 90H193V89H192ZM192 90H191V91H192ZM199 90H200V89H199ZM199 90H198V92H199ZM239 90H240V89H239ZM35 91H36V89H35ZM43 91H44V90H42V92H43ZM148 91H149V90H148ZM170 91H171V90H170ZM172 91H174V90H172ZM178 91H179V90H178ZM178 91H177V92H178ZM208 91H209V90H208ZM232 91H233V90H232ZM7 92H9V91H7ZM7 92H6V93H7ZM88 92H90V91H88ZM142 92H143V91H142ZM159 92H160V91H159ZM163 92H164V91H163ZM177 92H176V93H177ZM188 92H189V90H188ZM188 92H187V93H188ZM192 92H193V91H192ZM192 92H189V93L191 94ZM195 92H197V91H195ZM198 92H197V93H198ZM239 92H240V91H239ZM242 92H243V91L241 90L240 94H243ZM0 93L3 94V92H0ZM12 93L15 94L14 92H11V94H12ZM23 93H24V91H23ZM43 93H44V92H43ZM52 93H54V91H52ZM146 93H148V92H146ZM156 93H157V92H156ZM156 93H155V94H156ZM179 93H180V92H179ZM183 93H181V94H183ZM193 93H194V92H193ZM199 93L201 94V93H202V90H201V92H199ZM203 93H204V92H203ZM235 93H236V92H235ZM237 93H238V92H237ZM244 93H245V92H244ZM4 94H5V92H4ZM11 94H10V98H9V100L12 98V97H11ZM28 94H29V93H28ZM28 94H26V95H28ZM46 94H47V93H46ZM46 94H44L45 97H46L49 93H48L47 95H46ZM55 94H56V93H55ZM82 94H83V93H81V95L79 94V96H82ZM84 94H85V93H84ZM162 94H163V93H162ZM164 94H165V92H164ZM168 94H169V91H168ZM194 94H195V96H197L196 93H194ZM194 94H193V95L191 94V95L194 96ZM200 94H198V95H200ZM238 94H239V93H238ZM8 95H9V94H8ZM20 95H21V94H20ZM30 95H31V94H30ZM35 95H37V92H36ZM41 95H42V94H41ZM51 95H52V94H51ZM76 95H77V94H76ZM76 95H75V96H76ZM169 95H170V94H169ZM169 95H168V96H169ZM173 95H174V94H173ZM177 95H178V94H177ZM246 95H247V94H246ZM246 95H245V96H246ZM6 96H7V95H6ZM14 96H15V95H14ZM23 96H25V94H24ZM23 96H22V97H23ZM37 96H38V95H37ZM42 96H43V95H42ZM75 96H74V97H75ZM86 96H87V95H86ZM91 96H92V95H91ZM156 96L158 97V95H156ZM159 96H160V95H159ZM181 96L184 97L183 95H181ZM186 96H188V95H186ZM192 96H191V97H192ZM200 96L203 97L202 94H201ZM237 96H239V95H237ZM242 96H243V97H242ZM245 96H244V95H240L239 97H242V99L244 100L243 102L246 103L247 101H245V98H244ZM2 97H3V96H2ZM2 97H1V98H2ZM8 97H9V96H8ZM8 97H7V98H8ZM17 97H18V95H17ZM28 97H29V96H28ZM33 97L35 98V96H33ZM39 97H41V96H39ZM39 97H38V98H39ZM76 97H77V96H76ZM82 97H83V100H85V99H84V96H82ZM82 97H78V98H82ZM88 97H89V95H88ZM232 97H233V95L231 94V98H232ZM7 98H6V100H8ZM14 98H16V97H14ZM20 98H21V97H20ZM30 98H32V97L30 96ZM158 98H160V97H158ZM158 98H157V99H158ZM161 98H162V97H161ZM169 98H170V97H169ZM189 98H190V95H189ZM196 98H198V96L195 97L194 99H196ZM199 98H200V97H199ZM247 98H250V97L248 96ZM247 98H246V99H247ZM18 99H19V98H18ZM22 99L25 100V97H23ZM22 99H21V100H22ZM32 99H33V98H32ZM32 99H30V102H31ZM35 99H36V98H35ZM35 99H34V100H35ZM44 99H45V98H43V100H44ZM47 99H48V98H46V100H47ZM88 99H89V98H88ZM182 99L184 100V98H182ZM185 99H188V98L185 97ZM232 99H233V98H232ZM235 99H237V98L235 97ZM239 99H240V98H238L237 100L239 101ZM250 99H251V98H250ZM1 100H2V99H1ZM9 100L6 101V102L3 101V103L5 102L4 104H7V102L9 103ZM14 100H15V99H14ZM14 100H13V101H14ZM21 100H19V101L23 103V101H21ZM26 100H27V99H26ZM26 100H25V101H26ZM43 100H42V101H43ZM53 100H54V99H53ZM74 100H76V99H74ZM80 100H81V99H80ZM86 100H87V99H86ZM89 100H90V99H89ZM159 100H160V99H159ZM173 100H174V99H173ZM173 100H172V101H173ZM189 100H190V99H189ZM237 100H235V102H238ZM248 100H249V99H248ZM10 101H11V100H10ZM13 101H12V102H13ZM15 101H17V99H16ZM25 101H24V102H25ZM28 101H29V100H28ZM42 101H41V103H43ZM48 101H49V100H48ZM51 101H52V98H51ZM169 101H170V100H169ZM185 101H186V100H185ZM231 101H232V100H231ZM231 101H229V102H231ZM251 101H252V99H251ZM45 102H46V101H45ZM45 102H44V103H45ZM54 102H55V101H54ZM141 102H142V101H141ZM152 102H153V101H152ZM157 102H158V100H157ZM179 102H182V101H179ZM187 102H188V100H187ZM187 102H186V103H187ZM229 102H228V104L230 105ZM240 102H242V101H239V103H240ZM0 103H1V101H0ZM31 103H33V102H31ZM39 103H40V102H39ZM75 103H76V102H75ZM75 103L73 102V104H75ZM85 103H86V101H85ZM155 103H156V101H155ZM233 103H234V102H233ZM233 103H231V104H233ZM239 103H238V104H239ZM248 103L250 104V101H249ZM248 103H247V105H249ZM251 103H252V102H251ZM10 104H11V103H10ZM16 104H18V103H16ZM23 104H24V103H23ZM27 104H28V103H27ZM29 104H30V103H29ZM29 104H28V106H31V105H29ZM35 104H36V103H35ZM54 104H55V103H54ZM76 104H77V103H76ZM76 104H75V105H76ZM228 104H227V105H228ZM243 104H244V103H243ZM243 104H242V105H243ZM19 105H20V103H19ZM21 105H22V104H21ZM32 105L34 106V103H33ZM36 105H38V104H36ZM50 105H52V104L50 103ZM78 105H79V104H78ZM227 105H226V107H227ZM229 105H228V106H229ZM233 105H234V109H233V106H232V110H235V109L239 108V107L235 106V103H234ZM242 105H241V106H242ZM244 105H245V104H244ZM247 105H246V107H247ZM251 105H252V104H251ZM251 105H249L248 107H250ZM0 106H1V105H0ZM10 106H11V105H10ZM13 106H14V105H13ZM13 106H12L11 108H13ZM22 106H23V105H22ZM52 106H53V105H52ZM194 106H195V105H194ZM204 106H205V104L203 105V107H204ZM16 107H17V106H16ZM148 107H150V104H149ZM155 107H156V106H154V108H155ZM157 107H158V106H157ZM157 107H156V108H157ZM161 107H162V106H161ZM203 107H202V108H203ZM235 107H236V108H235ZM5 108H6V107H5ZM23 108H24V107H23ZM150 108H152V107H150ZM156 108H155V109H156ZM202 108H201L200 110H202ZM229 108H231V107L229 106ZM229 108H227V109H229ZM9 109H10V108L7 107V110H6V111H8ZM28 109H29V108H28ZM32 109H33V108H32ZM51 109H53V108L51 107ZM55 109H56V108H54V110H55ZM130 109H131V108H130ZM152 109H153V108H152ZM197 109L199 110V107H197ZM204 109H205V108H204ZM245 109H246V108H245ZM245 109H244V110H245ZM57 110H58V109H57ZM57 110H55V111H57ZM194 110H195V109H194ZM230 110H231V109H230ZM230 110H229V111H230ZM232 110H231V113H233ZM242 110H243V108L241 109V111H242ZM1 111L4 112V110H2V109H1ZM13 111H14V109H13ZM43 111H45V110H43ZM153 111H155V110H153ZM158 111H159V110H158ZM158 111H157V112H158ZM237 111H238V109H237ZM246 111H248V110H245V113H246ZM39 112H40V111H39ZM174 112H175V111H174ZM193 112H194V111H193ZM1 113H2V112H1ZM5 113H6V115H7V112H5ZM63 113H64V112H63ZM154 113H155V112H154ZM195 113L198 115V112H196V110H195ZM195 113H194V114H195ZM202 113H203V112H202ZM2 114H4V113H2ZM2 114H1V115H2ZM53 114L55 115V112H54ZM65 114H66V113H65ZM70 114H71V113H70ZM155 114H157V113H155ZM243 114H244V113H243ZM56 115H57V114H56ZM188 115L190 116V115H192V114L190 113V114H188ZM197 115H196V116H197ZM29 116H30V115H29ZM29 116H28V117H29ZM52 116H53V115H52ZM194 116H195V115H194ZM61 117H62V116H61ZM61 117H60V118H61ZM67 117H68V116H67ZM72 117H73V116H72ZM79 117H80V116H79ZM79 117H78V118H79ZM190 117H191V116H190ZM190 117H189V118H190ZM0 118H1V116H0ZM6 118H7V117H6ZM6 118H5V119H6ZM62 118H63V117H62ZM64 118H65V117H64ZM64 118H63V119H64ZM78 118H77V119H78ZM171 118H172V117H171ZM183 118H184V117H183ZM186 118H188V117H186ZM2 119H4V117H3ZM5 119H4V120H5ZM29 119H30V118H29ZM68 119H70V118H68ZM0 120H1V119H0ZM43 120H44V119H42V121H43ZM48 120H49V119H48ZM65 120H66V119H65ZM73 120H74V119H73ZM127 120H128V119H127ZM155 120H156V119H155ZM155 120H154V124H155ZM188 120H189V119H188ZM40 121H41V120H40ZM44 121H46V120H44ZM71 121H72V120H71ZM149 121H150V120H149ZM157 121H158V120H157ZM181 121H182V120H181ZM190 121H191V120H190ZM68 122H70V121H68ZM73 122H74V121H73ZM175 122H176V121H175ZM183 122H184V121H183ZM193 122H194V121H193ZM193 122H192V124H193ZM70 123H71V122H70ZM157 123H160V122H157ZM168 123H170V122H168ZM168 123H165V124L167 125ZM179 123H180V121H179ZM181 123H182V122H181ZM188 123H189V121H188ZM165 124H164V125H165ZM173 124H174V123H173ZM182 124H183V123H182ZM160 125H161V124H160ZM166 125H165V127H166ZM171 125H172V123H171ZM178 125H180V124H178ZM183 125L186 126L185 124H183ZM162 126H163V125H162ZM169 126H170V124H169ZM169 126H167L168 129H169ZM174 126H175V124H174ZM7 127H8V126H7ZM167 127H166V128H167ZM170 127H171V126H170ZM177 127H178V126H177ZM195 127H196V126H195ZM179 128H180V126H179ZM245 128H246V127H245ZM19 129H20V128H19ZM175 129H177V128H175ZM178 130H179V129H178ZM178 130H175L174 132L178 133ZM189 130H190V132H192V131H191L192 129H189ZM194 130H196V129L194 128ZM194 130H193V131H194ZM7 131H8V130H7ZM12 131H13V130H12ZM12 131H10V132L12 133ZM180 131H181V129H180ZM185 131H186V130H185ZM187 131H188V130H187ZM187 131H186V132H187ZM10 132H9V133H10ZM182 132H183V131H182ZM194 132H195V131H194ZM6 133H7V132H6ZM180 133H181V132H180ZM197 133H198V132H197ZM193 134L198 135V134H196V133H192V135H193ZM11 135H12V137H13V134H11ZM11 135H10V137H11ZM15 135H16V134H15ZM146 135H147V134H146ZM184 135H185V133H184ZM187 135H188V134H186L185 137H186ZM200 135H201V134H200ZM5 136H7V135H5ZM18 136H19V134H18ZM191 137H192V136H191ZM201 137H202V136H201ZM13 138H16V136L13 137ZM11 139H12V138H11ZM61 139H62V138H61ZM0 140H1V139H0ZM7 140H9V135H8V139H7ZM14 140H15V139H14ZM78 140H79V139H78ZM80 140H81V139H80ZM17 141H19V140L17 139ZM75 141H76V140H75ZM113 141H114V140H113ZM113 141H112V143H113ZM117 141H118V139L116 138V141H114V143H117ZM119 141H120V140H119ZM229 141H230V140H229ZM109 142H110V141H109ZM0 143H1V142H0ZM71 143H73V142H71ZM71 143H70V145H71ZM110 143H111V142H110ZM112 143H111L110 145H112ZM120 143H121V141H120ZM229 143H230V142H229ZM1 144H3V143H1ZM83 144H84V143H83ZM88 144H89V143H88ZM117 144H118V143H117ZM70 145H69V146H70ZM118 146H119V145H118ZM76 147H77V146H76ZM76 147H75V146H71V150H70V152H71V153H76V152H82V151L84 150L83 148H79V149H78V148H76ZM84 147H86V146H84ZM135 147H136V146H135ZM67 148H68V147H67ZM110 148H111V146H110ZM110 148H109V150H110ZM112 148H115V150L113 149L114 151H116V149H118L117 147H112ZM112 148H111V150H112ZM63 149H64V148H63ZM65 149H66V148H65ZM89 149H90V148H89ZM94 150H95V149H94ZM67 151H68V150H67ZM86 151H88V150H86ZM130 151H131V150H130ZM84 152H85V151H84ZM92 152H93V151H92ZM92 152H91V153H92ZM94 152H96V151H94ZM131 152H132V151H131ZM133 152H134V151H133ZM113 153H114V152H113ZM119 153H120V152H119ZM135 153H136V152H135ZM59 154H61V153H59ZM59 154H58V155H59ZM84 154H85V153H84ZM87 154H88V153H87ZM95 154H96V153H95ZM130 154H131V153H130ZM130 154H129L128 156H130ZM133 154H134V153H133ZM92 155H93V153H92ZM134 155H135V154H134ZM136 155H137V154H136ZM162 155H163V154H162ZM213 155H214L213 157H215V154H213ZM253 155H254V154H253ZM93 156H94V155H93ZM126 156H127V155H126ZM126 156H125V157H126ZM216 156H217V155H216ZM0 157H1V156H0ZM56 157H59V159H60V156H57V155H56ZM94 157H95V156H94ZM117 157H118V156H117ZM122 157H123V156H122ZM134 157H135V156H134ZM118 158H121V156H119ZM210 158H211V157H210ZM55 159L57 160L58 158H55ZM59 159H58V160H59ZM63 159H65V157H64V158L62 157V159H60V160L63 161ZM121 159H122V158H121ZM121 159H120V160H121ZM132 159H133V157H132ZM211 159H212V158H211ZM211 159H209V160H211ZM56 160H55V161H56ZM58 160H57V161H58ZM2 161H3V160H2ZM67 161H68V160H67ZM131 161H132V160H131ZM133 161H135V160H133ZM206 161H207V160H206ZM48 162H49V161H48ZM65 162H66V161L64 160L63 163H65ZM125 162H126V161H125V159H124V163H125ZM51 163H52V162H51ZM116 163H117V162H116ZM206 163H207V162H206ZM55 164H56V163H55ZM60 164H62V163H60ZM119 164H120V163H119ZM114 165H115V164H114ZM123 165H124V164H123ZM203 166H204V165H203ZM206 166H207V164H206ZM122 167H123V166H122ZM49 168H50V167H49ZM119 168H121V166H120ZM119 168H118V171H119ZM124 168H125V167H124ZM136 168H137V167H136ZM204 168H205V166H204ZM54 169H55V168H54ZM101 169H102V168H101ZM101 169H100V170H101ZM105 169H106V168H105ZM105 169H104V170H105ZM108 169H109V168H108ZM127 169H128V168H127ZM127 169H126V170H127ZM116 170H117V168H116ZM139 170H140V168H139V166H138V171H139ZM129 171H130V170H129ZM129 171H128V172H129ZM43 172H44V171H43ZM43 172H41V173H43ZM94 172H96V171H94ZM104 172H105V171H104ZM125 172H126V171H125ZM51 173H52V172H51ZM99 173H100V172H99ZM102 173H103V171H102ZM132 173H133V172H132ZM134 173H135V171H134ZM48 174H50V172H48ZM104 174H105V173H104ZM130 174H131V173H130ZM44 175H45V174H44ZM103 176H104V175H103ZM195 176H196V175H195ZM53 177H55V176H53ZM50 178H51V177H50ZM56 178H57V177H56ZM58 178H59V177H58ZM60 178H61V177H60ZM91 179H92V178H91ZM103 179H104V178H103ZM176 179H177V178H176ZM14 181H15V180H14ZM58 181H59V180H58ZM56 182H57V181H56ZM56 182H54V184H56ZM82 183H83V182H82ZM63 184H64V180H63ZM58 185H60V184H58ZM82 185H83V184H82ZM82 185H81V186H82ZM56 186H57V185H56ZM1 187H2V186H0V188H1ZM85 187H86V186H85ZM68 188H69V187H68ZM71 188H72V187H71ZM83 188H84V186H83ZM83 188H82V189H83ZM248 188H249V187H248ZM3 189H4V188H3ZM79 189H80V188H79ZM1 190H2V189H1ZM77 190H78V189H77ZM83 190H84V189H83ZM86 190H87V189H86ZM86 190H85V191H86ZM2 191H3V190H2ZM4 191H5V189H4ZM80 191H81V190H79V192H80ZM101 191H102V190H101ZM175 191H176V190H174V192H175ZM73 192H74V190H73ZM75 192H76V190H75ZM79 192H78V194H79ZM172 192H173V191H172ZM178 192H179V191H178ZM0 193H1V192H0ZM29 193H30V192H29ZM55 193H56V192H55ZM168 193H170V192H167V194H168ZM67 194H69V191H68ZM75 194H76V193H75ZM172 194H174V193H172ZM181 194H182V193H181ZM44 195H46V193H45ZM176 195L178 196L179 194L177 193ZM182 195H183V194H182ZM2 196H3V195H2ZM47 196H48V194H47ZM50 196H51V195H50ZM54 196H55V195H54ZM66 196H67V195H66ZM171 196H172V195H171ZM0 197H1V196H0ZM67 197H68V196H67ZM79 197H80V196H79ZM79 197H77V198H79ZM1 198H2V197H1ZM43 198H44V197H43ZM81 198H82V196H81ZM45 199H46V196H45ZM54 199H55V197H54ZM43 200H44V199H43ZM49 200H51V199H49ZM61 200H63V198H62ZM39 201H40V199H39ZM66 201H67V200H66ZM52 202H53V201H52ZM20 203H21V202H20ZM48 203H49V202H48ZM63 204L65 205V203H63ZM18 205H19V204H18ZM18 205L16 204V206H18ZM19 206H21V205H19ZM24 206H25V204H24ZM26 206H27V205H26ZM45 206H46V205H45ZM22 207H23V206H22ZM27 207H28V206H27ZM1 208H2V207H1ZM5 208H6V207H5ZM12 209H14V208H12ZM16 209H17V208H16ZM22 209H23V208H22ZM1 210H2V209H1ZM9 210H10V209H9ZM14 210H15V209H14ZM38 210H40V209H38ZM185 211H186V210H185ZM191 213H192V212H191ZM51 214H52V213H51ZM37 216H38V215H37ZM199 217H201V216H199ZM45 218H46V217H45ZM196 218H197V217H196ZM43 219H44V218H43ZM48 219H49V218H48ZM201 219H202V218H201ZM44 220H45V219H44ZM42 221H43V220H42ZM45 221H46V220H45ZM96 221H97V220H96ZM94 223H95V222H94ZM177 223H178V222H177ZM179 223H180V222H179ZM97 224H98V221H97ZM98 225H99V224H98ZM96 226H97V225H96ZM190 226H191V225H190ZM180 227H181V226H180ZM146 228H147V227H146ZM70 231H71V230H70ZM10 236H11V235H10ZM2 237H3V236H1L0 238H2ZM18 240H19V239H18ZM214 240H215V239H214ZM214 240H213V241H214ZM60 241H61V240H60ZM209 241H210V239H209ZM213 241L211 240L210 242L213 243ZM218 241H220V240H217V242H218ZM210 242H209V243H210ZM212 243H210V244H212ZM215 243H216V241H215ZM57 245H58V244H57ZM213 245H215V244H213ZM216 245H217V244H216ZM208 246H209V245H208ZM208 249H209V247H208ZM215 249H216V247L214 248V250H215ZM238 249H239V248H238ZM209 251H211V250H209ZM207 252H208V251H207ZM2 254H3V252H2ZM0 255H1V253H0ZM14 256H15V255H14ZM6 257H7V256H6ZM11 259H12V258H11ZM213 260H214V258H213ZM193 261H195V259H194ZM196 261H197V259H196ZM114 262H115V260H114ZM26 263H27V262H26ZM198 263H199V260H198ZM49 264H50V263H49ZM173 264H174V263H173ZM194 264H196V263H194Z\"/></svg>",
	"mask_w": 264,
	"mask_h": 264
}]
</instances>
